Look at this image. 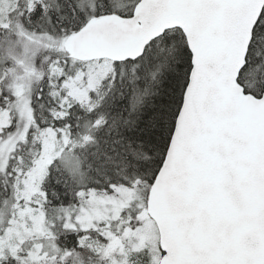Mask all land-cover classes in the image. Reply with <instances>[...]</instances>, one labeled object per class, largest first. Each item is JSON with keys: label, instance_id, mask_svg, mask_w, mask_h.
<instances>
[{"label": "snow or ice", "instance_id": "obj_1", "mask_svg": "<svg viewBox=\"0 0 264 264\" xmlns=\"http://www.w3.org/2000/svg\"><path fill=\"white\" fill-rule=\"evenodd\" d=\"M0 264H264V0H0Z\"/></svg>", "mask_w": 264, "mask_h": 264}]
</instances>
